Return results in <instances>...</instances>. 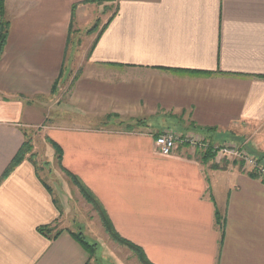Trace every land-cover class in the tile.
<instances>
[{"label":"crops","instance_id":"0c3cea01","mask_svg":"<svg viewBox=\"0 0 264 264\" xmlns=\"http://www.w3.org/2000/svg\"><path fill=\"white\" fill-rule=\"evenodd\" d=\"M88 1L5 0L0 264L90 262L65 226V198L57 199L30 158L2 180L34 129L61 147L62 167L152 264H264V182L242 164L221 156L204 163L185 145L162 156L155 143L162 128L151 125L91 128L107 115L170 116L184 128L176 132L219 143L231 136L264 157V0H111L106 6L115 12L89 35L77 63L73 50L68 57L72 37L94 6L103 9ZM65 68L73 71L68 79ZM44 226L63 232L50 240L38 232Z\"/></svg>","mask_w":264,"mask_h":264},{"label":"rangeland","instance_id":"374dc122","mask_svg":"<svg viewBox=\"0 0 264 264\" xmlns=\"http://www.w3.org/2000/svg\"><path fill=\"white\" fill-rule=\"evenodd\" d=\"M102 4L103 9L100 10L94 6V13L92 14L90 21L83 23L82 27L79 26L80 30L74 33V36L72 37L70 53L68 55V57H71V51L73 50V62L78 63L82 61L83 50L88 44H90L91 34H98L99 30L103 27L108 17L115 12L114 5L106 6L107 2L97 5L100 6ZM93 28L94 31L91 32ZM67 66L68 65H66V67ZM71 72H73L72 68H65L64 71H62L61 78L68 79L69 76H71ZM122 121L124 123L123 125L121 124ZM127 125L136 130H146L147 128L151 129V127L162 128L163 131L161 130L162 132L160 131L157 136L165 133H179L176 132L177 129H184L181 127L179 121L173 119V117L170 116L158 117L151 120L123 119L121 117L107 120V118L104 117L102 120H96L91 128L107 131H119L124 130ZM146 125H151V127ZM183 126L187 127L188 125L185 124ZM185 133L187 132H181L179 134ZM196 133L200 136L203 134L198 132ZM28 138L31 140V144L33 146L32 153L28 154V158L30 155H33L34 162L31 160L30 162H32L34 165L37 173L44 180H46L49 186L54 190L57 199L59 200L60 197L61 199L63 197L65 198V226L70 227L74 232H82L85 235L86 240L91 245L96 246V252L90 258L89 264H141L134 251H132L127 246L115 243L106 234L99 220L97 212L90 204H88L84 197L79 193L78 189L73 185L72 180L60 167L53 147L50 145L48 140L45 139L44 134L41 133V130L34 129L29 131ZM220 143L228 146L242 144L241 141L236 140L231 136H227V140ZM246 149L248 148L246 147ZM229 162H238V164H242L241 162L234 160H230ZM241 167L242 169L244 168L243 165H241Z\"/></svg>","mask_w":264,"mask_h":264},{"label":"trees","instance_id":"16d2710c","mask_svg":"<svg viewBox=\"0 0 264 264\" xmlns=\"http://www.w3.org/2000/svg\"><path fill=\"white\" fill-rule=\"evenodd\" d=\"M110 1L111 0H90L88 2L100 4L103 2H110ZM4 14H5V0H0V56L3 53L4 46L6 44V40H7V36H8V30H9L8 23L5 22V20H4ZM93 31H94V28L91 30V32H93ZM59 85H60V80L54 84V87H53L54 93H56ZM116 117H118V116H116V115H107L106 116L107 120H109L111 118H116ZM121 124L122 125L124 124L123 121L121 122ZM190 127L194 128L195 130L198 129V130L203 131L205 133H214V130H215V129H207V128H203V127H197V125H195V123H191ZM124 130L132 132L135 129L130 127L129 125H127ZM188 132H190V131H188ZM204 135H206V138L208 137L207 139L210 141V144L208 146H206L205 148H203L202 150H198V151L200 152L199 156H200L201 160L204 163H207L216 157L215 153H213V147L215 144H218L219 142L214 140L213 138H209L210 135H207V134H204ZM47 140L50 143V145L53 147V149L56 153V157H57V160H58L60 167L67 174V176L72 180L73 185L78 189L79 193L84 197V199L88 202V204H90L94 208V210L97 212L99 220H100L106 234L110 237V239L112 241H114L115 243H119L123 246H127L132 251H134L141 264H152L145 257L144 251L141 248H139L138 246L134 245L133 243L123 239L118 234V232L115 230L104 206L99 201V199L84 185V183L77 176L73 175L72 173H70L69 171L65 170L62 167L61 163H62L63 151H62L61 147L57 143L53 142L52 140H50V139H47ZM185 146H187V145H185ZM32 149H33V146L31 144V140L26 135V141L24 142L22 148L20 149V151L18 152L16 157L12 160L10 166L8 167L6 172L4 173L2 180H4L8 176V174L13 172L16 169V167H18L26 159V157H28V154L32 153ZM29 158L31 161H33V155H30ZM258 158L260 159V161L262 163L264 162V157L258 156ZM42 183L44 184L46 189L51 193V189L47 186V184L43 181H42ZM56 206H57V209H58L60 215H62L63 214L62 207H60L59 204H57ZM216 222L219 226H221V227L223 226L224 221H223V218L219 212H216ZM38 232L50 240H55L63 231L53 233L54 230L51 226H44V227H39ZM71 234L85 248V250L89 253L90 258H91L96 252V246L91 245L86 240V237L82 232H78V233L77 232H71Z\"/></svg>","mask_w":264,"mask_h":264},{"label":"built area","instance_id":"2783aa9c","mask_svg":"<svg viewBox=\"0 0 264 264\" xmlns=\"http://www.w3.org/2000/svg\"><path fill=\"white\" fill-rule=\"evenodd\" d=\"M155 143L158 153L168 157L176 151L178 145H187L197 150H202L210 144V141L206 137L190 131L185 134H162L156 138ZM213 153L216 156L241 162L246 173L264 182V163L260 161L256 154L248 151L245 145L235 144V146H228L218 143L214 145Z\"/></svg>","mask_w":264,"mask_h":264}]
</instances>
